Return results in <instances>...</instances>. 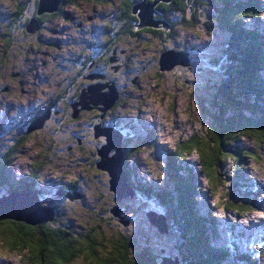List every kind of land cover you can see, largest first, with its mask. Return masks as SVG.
<instances>
[{
	"label": "rangeland",
	"instance_id": "1",
	"mask_svg": "<svg viewBox=\"0 0 264 264\" xmlns=\"http://www.w3.org/2000/svg\"><path fill=\"white\" fill-rule=\"evenodd\" d=\"M210 1L218 9L224 10L219 14L213 6L211 18L218 19L220 23L212 22L209 18L211 24L204 27L205 13L197 20L195 17L190 18L191 10H185L184 14L173 10L179 14V22L175 33L168 34L161 28H134L129 31L125 26L127 21L121 16V8L128 0H67L60 4V12L43 16L41 26L31 31H26L24 24L34 13L36 0H0V154L5 164L4 171L11 180L24 178L29 182L30 175H33L36 177V181L31 182L34 189L48 190V199L44 198L47 194L40 191V205L49 207L55 204L58 208L57 214L53 212V221L48 222L50 229H62L67 234L70 232L99 241L93 224L103 214L105 217L101 219L113 221L123 228L125 224L128 233L136 231L139 235L147 236L149 242L142 241L156 248V244L150 243L148 220L144 215L155 203L146 198L141 204L132 195V200L126 199V204L119 205V202L114 201L116 195L109 189V173L96 165L100 161L98 153L106 143L105 136L95 137L96 126H102L111 119L117 120L121 130L130 135L129 142L124 144L127 159L123 158L122 162L126 160L134 180L142 181L156 190L164 187L165 164L168 159L172 161L171 152L178 138H187L195 131L202 134L203 139L211 136L209 133L205 135L206 123L199 109L201 106L214 112L209 98L199 94L206 85L204 75L208 63L216 60L217 56L222 57L219 65H223L224 69L226 67L227 79L239 80V75L243 77V73L231 71L232 67L240 65L248 80L264 84V58H261L264 57V0H227L224 4L222 0ZM201 4L203 8L200 10L203 11L204 7L207 9L210 6L207 1ZM223 6H227V14H230L232 6L233 12L236 7L248 9L239 16L231 13V19L232 22L236 19L241 28L249 30L239 36L238 31L228 28L229 24L223 29L221 25L227 16ZM71 13L77 17L74 19L78 20L77 24ZM118 14L120 16L116 17ZM50 24L56 25L50 27ZM55 29L60 32H54ZM114 35H117L114 40L116 49L112 45L105 48ZM62 39L64 48L61 46ZM220 47H227L226 64H223L225 59ZM122 50L126 54H122ZM163 50L188 54L185 55L188 64H175L172 67L166 64L160 69L159 60L163 57ZM180 56L177 55V59H183ZM86 58L88 62L82 65L79 59ZM110 58L115 60L110 62ZM121 63L124 67L118 74L109 67ZM92 73L105 76L88 80L86 76ZM93 82L117 88V99L105 111L91 102H88V108L77 104L79 97L76 96L81 93L79 89ZM104 90L109 89L102 87ZM57 95L64 97L58 105L54 101ZM33 96L31 101H45L44 107L48 106L52 110H47L35 121L31 117H23L20 102L24 97ZM32 106L28 103V109ZM227 109L233 117L251 116L247 115L244 107L238 108L234 103H227ZM137 139L141 141L136 142ZM228 142L231 153L235 147L246 151L244 159L228 165L227 185L231 182L232 186L227 189L226 195L223 192V197H220V193L215 197L208 191L209 198L206 195L207 185L203 180H198L195 217L207 222V212L216 211L219 232L210 244L220 247L227 241L229 256L223 263L232 264L233 257L240 255V251L244 253V261H238V264H262L264 142H258L256 136H243L237 141ZM112 154L114 148L108 156ZM198 162L195 152L184 158L178 157L171 168L175 170V178L187 181L185 164L195 173ZM18 165H22V168ZM235 171H239L243 177L248 174L251 177L249 190H252L253 195H248L246 205L241 206L243 208L236 206L242 204V198L232 176ZM64 180L71 191L74 188L69 186L74 187L75 183L82 198L64 194L70 192L65 188ZM212 197L215 203L216 198H221L219 207L212 205ZM225 197L228 206H233L227 211L220 208H224ZM113 209L116 216L111 212ZM255 223L258 225L253 226ZM113 230L107 228L103 231L110 235ZM129 241L132 243L130 251L137 250L140 245L137 234ZM246 244L254 247L253 254H249ZM171 252L175 254L173 249ZM254 254L259 259L253 258ZM25 262L16 251L0 243V264ZM73 264L94 263L77 259ZM150 264H156L154 258Z\"/></svg>",
	"mask_w": 264,
	"mask_h": 264
},
{
	"label": "trees",
	"instance_id": "2",
	"mask_svg": "<svg viewBox=\"0 0 264 264\" xmlns=\"http://www.w3.org/2000/svg\"><path fill=\"white\" fill-rule=\"evenodd\" d=\"M64 1L67 0H60L54 12L44 13L38 16V0H36V7L34 6L35 10L31 18H36L39 26H41L42 17L55 15L60 9V4ZM137 1L139 0H128L121 8V16L127 21L125 26L129 31L134 28H139V18L137 14L132 12V6ZM205 1H207L210 6L207 9L204 7L205 11L200 10L203 8L201 2L204 4ZM222 1L223 4L227 2V0ZM213 6V1L210 0H171L169 2H160L156 6L158 13L155 14V19L163 20L165 26H163V23H160L159 27L156 28H142L154 30L161 28L163 32L173 34L175 33L177 22H179V14L176 12L184 14L185 10L187 12L191 10L192 18L195 17L197 20L201 19L200 16L205 13L203 16V26L209 27L211 24L208 22L209 18L212 22H219L218 19L211 18ZM223 8L226 10L225 12L227 14V6H223ZM232 8L229 9L230 14H227L226 19L222 22L223 26L221 25V27L225 28L226 25L229 24L228 28H230L231 31H238L237 35L240 36L245 31L240 27L241 24L238 25L236 19L235 22H232L231 13L238 14L239 16L244 13V10L248 9L236 7L233 12ZM217 10L219 14L220 11L221 13L224 12V10L218 8ZM214 14L217 13L214 11ZM30 19L24 24L26 31ZM191 23H194L193 20H191ZM221 52L225 59V63L223 64H226L227 48H221ZM249 53H251V51H249ZM253 54H255L254 50ZM221 59L222 57L219 58L217 56L216 60L208 63V70H206L204 75L206 78V85L199 91V94L202 95L203 98H209L210 104L213 105L214 112H210L208 109L199 106L204 118L203 122L206 123L205 135L209 133L211 136L203 139L202 134L199 135V133L195 131L187 138H178L179 140L174 144L173 151L171 152L172 161L168 159L165 164V170L168 174L167 183L171 182V187L167 186L165 189L156 188V190H154L144 182L134 180L132 173L128 170V163L125 162L126 160L123 162L128 185L131 186L135 193L134 199L136 201H140L139 199H141L142 202L140 201V203L144 204L143 200L148 198V201L150 200L152 203H155L154 206L156 207L152 206V209L159 213H163L167 217V227L170 232V234L166 235L167 239L162 237L156 228L152 227L148 222L147 226L150 230L151 238L150 243L156 244V248L147 246V242H144L148 241L147 236L139 235L136 231L130 234L126 231L125 224V228L120 227L119 224L113 221L110 222L109 220L101 219L105 217L101 214L100 218H98V222L93 224V229L94 231L96 230L95 234L99 235V241L81 235H73L70 232L67 234V231L62 229H50L48 224L49 221H42L35 225H29L24 222L0 217V243L11 251H16L19 257L26 261L25 264H73L77 259L88 260L94 264H150L153 262V258L156 264H159L163 256L168 255V252H171L172 249L175 251L172 257L178 259V264H224L223 261H226L229 256L227 255V248H217L210 244L211 240L215 239L219 232L217 213L215 211H211V213L207 212V222H202L200 219L196 218L195 205L197 195L195 193L198 192L199 187L196 186L195 179L189 177L186 178V181L185 179L175 178L173 174L175 170L171 169L178 157L184 158V156H187L189 153L195 152L199 159V175L208 187L206 195L209 197L208 191H210L215 197L219 193L221 195L220 197H223V192L226 195L227 189H230L232 186L231 182L229 186L227 185L228 165L234 162L238 163L240 160L244 159V154L246 152L244 149L241 150V147H235L234 152L231 153V147L228 141H237L243 136L248 138L256 136L258 142H264V97L262 96L264 84L251 79L248 80L247 76H245V70L241 68L240 65L235 68L232 67L231 71L235 70L236 73H243V77L238 74L239 80L227 79L226 67L224 69L223 65H219ZM252 73L254 74V72ZM79 95L80 92L76 98H78ZM227 103H234L238 108L244 107L247 110V115L251 116H231L227 109ZM259 115L262 117H259ZM112 122L115 123L113 125H116L117 121L115 120ZM132 131L135 132L134 130ZM142 131L144 130L142 129ZM124 144L125 142L122 146L124 153L123 158L127 159ZM1 157L2 155L0 154V197L4 196V193H17L26 188H31L30 190L35 191L40 197V191L34 189V185H31L33 184L31 183L32 181H36V177L30 175L29 182L26 179L12 181L4 171L5 164ZM242 163L245 165L244 162ZM239 174L238 171H235L232 175L235 177V180L237 179L239 181L238 188L240 189L241 186L247 188V185L240 182L241 177ZM134 175L133 172V176ZM60 185H62V183ZM73 185L74 187L69 186L72 189L74 188L73 191L68 188L67 183H65V188H67V191H70L68 193L72 194L75 192V195H79L78 197H80V191L75 187V183H73ZM57 189L59 190L60 188ZM241 189L245 190V193H243L242 196V204H237V208H243L241 206L246 205L245 201L248 200V195H253L247 189ZM154 192H162L157 203L153 200V197H150ZM126 199L132 200L128 196L117 202H119V205L126 204L128 203ZM114 201H116L115 198ZM220 201L221 198L218 197L215 203L213 198L212 205L219 207ZM228 205L227 197H225L224 208H220L227 211V209L233 207ZM48 208L53 209L55 214H57L58 208L55 204L49 205ZM124 219L127 218L125 217ZM107 228L114 229L113 233L110 235L104 234L103 230ZM134 234H137L140 245L137 250L130 251L132 243H130L129 240L133 239ZM163 242L164 251L162 252ZM128 244H130L129 247L127 246ZM261 249L264 251V247H261ZM253 257L259 259L258 256L254 255ZM238 261L242 262L244 259L239 258V255H235L232 259V264H238ZM261 263L263 264L264 262Z\"/></svg>",
	"mask_w": 264,
	"mask_h": 264
},
{
	"label": "water",
	"instance_id": "3",
	"mask_svg": "<svg viewBox=\"0 0 264 264\" xmlns=\"http://www.w3.org/2000/svg\"><path fill=\"white\" fill-rule=\"evenodd\" d=\"M49 1L50 0H38V16L44 13L54 12L57 9L60 0H53L51 3H48ZM169 1L171 0L137 1L132 6V12L137 14L139 18L138 27L156 28L159 27L160 23H163V26H165L163 20L155 19V14L158 13V11L156 10V6L160 2ZM39 27L40 26L37 22V19L31 18L26 29L27 31H31V29L35 30ZM165 51L167 50L162 51L163 57L161 56L162 58H160L159 60L160 69H162V66H165L166 64H171L170 67L174 66L175 64H188V58L185 55H182L180 51ZM172 55H182L180 57L183 59H171ZM102 87H107V89L109 90H105V92H103ZM117 95L118 91L115 86H108L102 83H92L81 90L79 101L77 104H80L83 108H88V102H91V104L94 105L100 104L102 106L100 109L102 111H105L114 104L115 100L117 99ZM75 116L73 115V117ZM33 120L35 121L37 120V118H34ZM42 120L43 118L41 119V122ZM99 135L105 136L106 143L102 146V150L98 153V155L100 156V161L97 162L96 165L97 168L106 170L109 173V189L115 193V200L120 201L122 198H126L128 196L130 197V195L134 196L133 189L128 185L126 171L122 162L124 154L122 147V133L111 126L101 127L97 125L95 137H98ZM112 148H114V154L108 156V153ZM112 211H114V209ZM53 212V209L48 208L47 206H41L38 196L28 190H25L24 193H9L0 197V217L3 218L25 222L29 225H35L42 221H51L54 217ZM114 215L116 216V212L114 213ZM146 218L149 224L152 227L156 228V230L162 235V237H165L170 233L167 227V217L163 213H159L158 211L150 209L146 212ZM162 246L163 252L164 242L162 243ZM168 253V255L163 256L160 264H178V259L172 257V252Z\"/></svg>",
	"mask_w": 264,
	"mask_h": 264
},
{
	"label": "flooded vegetation",
	"instance_id": "4",
	"mask_svg": "<svg viewBox=\"0 0 264 264\" xmlns=\"http://www.w3.org/2000/svg\"><path fill=\"white\" fill-rule=\"evenodd\" d=\"M122 2H123V0H122ZM70 12V11H69ZM61 13H63V11L61 12ZM72 14V13H71ZM71 16V15H70ZM97 16H100V15H97ZM103 16V15H102ZM116 17H119V14L116 16ZM190 17L192 18V16L190 15ZM77 17H75V15L74 14H72V19L74 20V19H76ZM192 19H195L194 17L192 18ZM75 21V23L77 24L78 23V20H74ZM56 24H50V25H48V26H50V27H52V26H55ZM47 26V25H46ZM44 28H45V26H44ZM93 30H95V26L93 27ZM152 30H154V29H152ZM54 32H56V33H59L60 31L59 30H57V29H55L54 30ZM116 37H117V35H114V37H113V39H111L108 43H107V45H106V47L105 48H108L109 46H113L114 47V49H116V47H115V42H114V40L116 39ZM61 46H62V48H64V42H63V39L61 40ZM111 51H112V49H111ZM101 52H99V54H100ZM121 53L122 54H126V52H125V50H122L121 51ZM181 54H184L183 52H181ZM185 55V54H184ZM87 59L88 58H86V59H79V62L80 63H83L82 65H84L85 64V62L87 61ZM115 60V58L113 59V58H110L109 59V61L110 62H112V61H114ZM61 61H62V59H61ZM94 61V59H92V62ZM64 67H65V64H62ZM120 66V67H119ZM112 70H113V72H116V74H118L120 71H121V68H123L124 67V64L123 63H121L120 65H113V66H109ZM95 70V69H94ZM92 75V76H91ZM104 74H102V73H100V74H95V73H92V74H89V76H86V78L88 79V80H93V79H98V78H104ZM90 77H92V78H90ZM85 82H88V81H85ZM93 83H95V82H93ZM102 83V82H101ZM113 84H115V82H112ZM83 87L84 86H82V88H81V90L83 89ZM107 88V87H106ZM80 89H79V91H81ZM105 91V90H104ZM35 96H33V97H29V98H23L22 100H20V102L22 103V108L23 109H21V111H22V113H23V117H31V120L33 121V119L34 118H37V119H39L40 118V116L42 115V114H44V113H47L46 111L47 110H49L50 108L48 107V106H45L44 107V104H45V101L43 102L42 100H39V101H31L33 98H34ZM62 99H63V96H61V95H57L56 97H55V99H54V101L57 103V105H58V103L59 102H61L62 101ZM28 103H30V104H32L33 106L34 105H36L35 107H31L30 109H28ZM73 102L71 101V104H72ZM12 106H13V104H11ZM95 106H100L99 107V109L101 108V105L100 104H95ZM96 108V107H95ZM50 112L52 111V110H49ZM27 113H29V114H27ZM48 116V115H47ZM48 117H52V115L51 116H48ZM60 119V118H59ZM59 119H57V120H59ZM110 121H113V119H111ZM6 122L8 123V121L6 120ZM107 123H109V122H107ZM107 123H104L102 126H108V125H110V124H108L107 125ZM75 134V133H74ZM129 139V137H126L125 138V141H127ZM69 148V147H68ZM18 167L19 168H22V165H18ZM63 177H65V176H63ZM11 179V178H10ZM47 182H50V181H47ZM57 183H59V182H57ZM63 183H65V180H64V182ZM62 183V184H63ZM32 185V184H31ZM42 193H44V194H47L48 193V190H45V189H42V190H40ZM62 191V190H61ZM64 192H66L65 190H64ZM63 192V193H64ZM62 193V192H61ZM64 194H67V192L66 193H64ZM48 195L49 194H47L46 196H44V198L45 199H48ZM77 196H79V195H77ZM43 198V197H42Z\"/></svg>",
	"mask_w": 264,
	"mask_h": 264
},
{
	"label": "bare ground",
	"instance_id": "5",
	"mask_svg": "<svg viewBox=\"0 0 264 264\" xmlns=\"http://www.w3.org/2000/svg\"><path fill=\"white\" fill-rule=\"evenodd\" d=\"M53 0H50L48 3H51ZM253 20H255V19H253ZM182 55H184V54H182ZM177 58V55H172L171 56V59H176ZM41 118V117H40ZM100 157V156H99ZM126 171V170H125ZM113 212V211H112ZM113 213H115V212H113Z\"/></svg>",
	"mask_w": 264,
	"mask_h": 264
}]
</instances>
